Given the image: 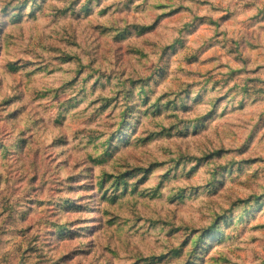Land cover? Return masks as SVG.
<instances>
[{"label": "rangeland", "instance_id": "374dc122", "mask_svg": "<svg viewBox=\"0 0 264 264\" xmlns=\"http://www.w3.org/2000/svg\"><path fill=\"white\" fill-rule=\"evenodd\" d=\"M0 264H264V0H0Z\"/></svg>", "mask_w": 264, "mask_h": 264}]
</instances>
